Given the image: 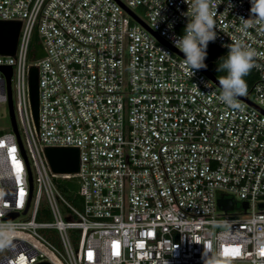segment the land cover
<instances>
[{"label":"built area","instance_id":"2783aa9c","mask_svg":"<svg viewBox=\"0 0 264 264\" xmlns=\"http://www.w3.org/2000/svg\"><path fill=\"white\" fill-rule=\"evenodd\" d=\"M228 2L211 43L257 54L252 104L239 107L203 69L190 77L174 47L185 0H0V19L20 21L14 52L0 53L17 130L0 69V264H202L205 252L211 264H264V24L245 29L250 0ZM44 146L76 147L77 170H51ZM71 178L79 204L58 187Z\"/></svg>","mask_w":264,"mask_h":264},{"label":"clouds","instance_id":"9594fccd","mask_svg":"<svg viewBox=\"0 0 264 264\" xmlns=\"http://www.w3.org/2000/svg\"><path fill=\"white\" fill-rule=\"evenodd\" d=\"M222 2L223 0H217L213 5V0H185L188 8L182 15L187 18V23L183 34L173 35L171 40L174 47L183 53L184 66L188 69L190 77L194 76L196 71L207 69L205 63L207 47L209 42H215L217 38L215 16L217 6ZM227 6L233 7L230 0ZM249 12V18L241 17L245 29L253 23L264 24V0H250ZM152 27H157V20L153 22ZM171 27L172 25L169 24V28ZM222 46L227 47L228 52L226 58H221L217 66V72H225L224 76L217 79L219 87L217 99L230 107H239L237 98L247 95L245 77L255 66L254 58L257 54L255 50L245 47L240 42ZM201 257L202 264H211L206 252L202 253Z\"/></svg>","mask_w":264,"mask_h":264},{"label":"water","instance_id":"95a60500","mask_svg":"<svg viewBox=\"0 0 264 264\" xmlns=\"http://www.w3.org/2000/svg\"><path fill=\"white\" fill-rule=\"evenodd\" d=\"M20 26L19 20H6L0 19V53L2 54H11L14 52V48L17 41L18 30ZM0 69L6 75V91H7V103L9 116L12 124V128L17 135L15 120L13 116V110L11 105L10 90L8 77L10 74V67L7 65H1ZM207 75L212 78V80L218 84L217 78L209 71L203 69ZM27 85H28V98L29 105L31 110V115L35 130H37V104H38V94H37V68L34 64L28 66L27 73ZM247 102L251 103L247 97H240ZM252 104V103H251ZM44 155L49 163L51 170L56 172H73L77 170L78 166V150L73 146H44L43 147ZM218 205L222 208H231L233 200L231 197H218L216 199ZM242 206H246V202H241ZM16 212H11L7 217L14 216ZM35 264H50L48 261H39Z\"/></svg>","mask_w":264,"mask_h":264},{"label":"trees","instance_id":"16d2710c","mask_svg":"<svg viewBox=\"0 0 264 264\" xmlns=\"http://www.w3.org/2000/svg\"><path fill=\"white\" fill-rule=\"evenodd\" d=\"M31 45L35 48L38 47V44L36 42V37L33 36L31 40ZM227 52L223 49L220 48L219 46L209 42L208 47H207V57H206V64H209L215 73L216 77H221L225 75V72H217V66L220 63L221 58H226ZM211 70V71H212ZM256 75L255 73L251 70L249 74L245 77V80L247 82V88L248 92H250L251 85L255 81ZM58 187L63 193V195L74 202L75 204H79V197L76 195V183L74 181V178L71 179H61L58 181Z\"/></svg>","mask_w":264,"mask_h":264},{"label":"rangeland","instance_id":"374dc122","mask_svg":"<svg viewBox=\"0 0 264 264\" xmlns=\"http://www.w3.org/2000/svg\"><path fill=\"white\" fill-rule=\"evenodd\" d=\"M133 11L135 13L139 14L140 16H143V11H142L141 8L133 7ZM207 69L216 77L215 73L213 72V70H212V68H211V66L209 64H207ZM216 78L218 79V77H216ZM249 96H252L251 92H249ZM15 112H16V110H15ZM7 122H8V117H7V113H6V105H4L3 103H0V126H2V127L6 126ZM21 139H22V143H23V145L25 147V150H26V153H27V147L25 145V142H24V139H23L22 136H21ZM28 159H29L30 166H31V160H30L29 157H28ZM239 203H240V200L235 198L236 207H238ZM43 219H47L48 220V219H50V217L49 216H45ZM68 232L70 233L71 230H68Z\"/></svg>","mask_w":264,"mask_h":264},{"label":"snow or ice","instance_id":"6c2138e0","mask_svg":"<svg viewBox=\"0 0 264 264\" xmlns=\"http://www.w3.org/2000/svg\"><path fill=\"white\" fill-rule=\"evenodd\" d=\"M21 194H23V193H21ZM88 255H89V258H91L92 254H91V253H89Z\"/></svg>","mask_w":264,"mask_h":264}]
</instances>
